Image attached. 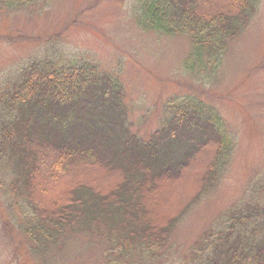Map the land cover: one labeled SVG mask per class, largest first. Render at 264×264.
I'll use <instances>...</instances> for the list:
<instances>
[{
	"label": "trees",
	"instance_id": "16d2710c",
	"mask_svg": "<svg viewBox=\"0 0 264 264\" xmlns=\"http://www.w3.org/2000/svg\"><path fill=\"white\" fill-rule=\"evenodd\" d=\"M34 1L0 0V9ZM254 2L137 0V25L167 36H187L192 44L187 64L194 58L196 65L213 71L227 43L247 24ZM19 77L11 92L0 93V164L6 159L13 163L15 177L9 189L27 195L35 214L25 228L33 244L52 241L65 227L93 233L92 224H105L109 233L119 232L113 241L117 248L159 249L172 223L151 226L143 194L151 197L158 182L176 181L186 172V180L196 178L209 147L215 151L210 170L217 176L232 152L233 143L222 132L219 116L197 98L168 102L162 127L151 139L142 140L124 126L122 86L95 66L32 63ZM41 173L45 179H40ZM91 177L108 190L92 186ZM211 179L205 178L204 183ZM169 188L168 195L152 201L166 203L179 196L176 187ZM30 190L54 210L42 215L40 202H32ZM244 207H231L223 215L224 229L214 236L213 232L203 235L192 247V263L264 264V203ZM96 234L102 236L99 229Z\"/></svg>",
	"mask_w": 264,
	"mask_h": 264
},
{
	"label": "rangeland",
	"instance_id": "374dc122",
	"mask_svg": "<svg viewBox=\"0 0 264 264\" xmlns=\"http://www.w3.org/2000/svg\"><path fill=\"white\" fill-rule=\"evenodd\" d=\"M249 14L211 71L194 58L187 64L192 52L187 36L139 28L137 0H36L0 9V93L11 92L32 63L66 68L86 62L122 86L124 126L135 137L151 139L162 127L168 102L194 97L219 116L222 132L233 143L217 176L210 170L215 151L209 147L196 178L186 180V172L176 181L158 182L151 197L143 194L151 226L172 227L162 247L137 252L114 246L119 232L109 233L105 224H92L93 233L65 227L52 241L33 244L25 228L35 214L27 195L10 191L15 172L6 159L0 164V264H198L190 261L192 247L204 234L224 229L223 215L231 207L264 203V0H255ZM88 182L99 187L92 177ZM170 186L178 197L152 201L168 195ZM29 193L32 202H40L42 215L54 210L39 201L38 193Z\"/></svg>",
	"mask_w": 264,
	"mask_h": 264
}]
</instances>
